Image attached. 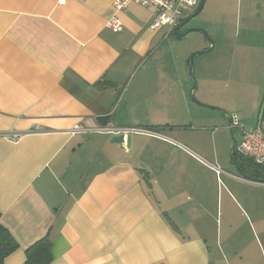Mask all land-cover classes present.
Segmentation results:
<instances>
[{
  "label": "crops",
  "instance_id": "0c3cea01",
  "mask_svg": "<svg viewBox=\"0 0 264 264\" xmlns=\"http://www.w3.org/2000/svg\"><path fill=\"white\" fill-rule=\"evenodd\" d=\"M233 1L236 12L214 9L218 21L206 28L214 53L195 70V97L236 112L247 131L264 129L262 90L248 70L234 76L232 49L247 66L264 0ZM112 2L0 0V134H24L0 138V222L19 244L4 264H25L46 236L52 264H256L257 252L264 263L236 208L246 227L261 221L220 193L204 164L216 157L206 125H195L188 53L168 28L151 30L154 10L136 4L119 14L121 32L107 29ZM209 47L204 39L190 52ZM116 129L131 133L129 150L111 143ZM227 174L244 204L241 187L264 189Z\"/></svg>",
  "mask_w": 264,
  "mask_h": 264
},
{
  "label": "rangeland",
  "instance_id": "374dc122",
  "mask_svg": "<svg viewBox=\"0 0 264 264\" xmlns=\"http://www.w3.org/2000/svg\"><path fill=\"white\" fill-rule=\"evenodd\" d=\"M198 2H200V0H198ZM235 2L236 1H233V0L228 1V2L226 0H216L212 3V1L209 0V3L207 4V1H206L205 8L202 11V13L196 18L192 19L184 28H182L181 32L187 31L188 29H202L204 30L205 33H207V35L204 32H192L188 34L186 37L182 38L181 40H176L172 37V41L177 42L180 49H183L186 54L188 53L189 58L192 54L199 52V51H195V52H190V51L193 47L199 46L202 40L205 39L208 41L210 38L215 45V39H213L206 30L208 26H212L214 22L218 21V18L214 12V9L216 10L227 9L229 11L232 9H235L234 10V13H235L236 12ZM257 21L262 25H257L255 29H260V31L253 33L249 38V40L255 44V48L251 50L250 52V57H248L247 62H246L247 66H243L242 68H241L242 65L238 66L239 60L241 61L238 55V52H237L238 44L234 43L232 46L233 52L236 54L233 74L235 77L240 79L243 70L245 69L248 70V74L250 75V80L253 81V83L262 90V93H261V104H262L264 102V19L259 20L257 18ZM235 41H237V39H235ZM210 47H211V44H210ZM213 53L214 51L212 50L209 53L196 57L197 60L195 59L196 61H194V72L195 70L200 72V60L201 59L206 60L207 58H210V56ZM195 78H197L196 74H195ZM197 101L198 103H201L199 102V100ZM207 105H210V104H207ZM198 106L199 108L197 109V111L198 110L199 111L196 117V119L198 118V121L195 122L194 120L195 125L201 129H202L203 124L204 126L206 125L207 127L206 131L208 132H207V136H205L206 140L204 141V144L205 143L207 144V150L215 154V157H216L212 159L210 163H205L204 160L202 161L208 168H211L216 172L217 178L219 180L218 182H219L220 193L224 192L225 194L226 190H229L237 198V200L240 201L241 206L242 205H246L247 207L250 206L254 210L251 213L256 219H251V220H256L258 222L257 219H259L261 221L260 223L261 227L257 225L246 227V222L243 225L241 218L243 217L244 212L243 211L241 212L237 208H236V217L239 220L240 226L242 225L241 231L246 230L245 237L247 238L248 235L252 236V241L256 242V244L260 243L259 246L261 249V253H263L262 251L264 250V189H260V190L257 189V191H254V190L248 189V187H241V189H244L247 192L245 195V200H244L245 204L241 201V198L238 192L233 186V182L236 180L231 179L227 173H232L235 176L242 178V179L247 178V176L246 175L244 177L240 176V174L238 173L236 167L234 166L231 160L230 152H231V148L233 145V140H232L231 134L229 133L228 129H226L225 117L223 116V114L217 111L208 110L205 108L202 109L200 105ZM211 106H214V105H211ZM214 107L220 108L219 106H214ZM261 108H263L262 105H260V109H259L260 111H261ZM221 109L224 110L223 108ZM224 111L230 117L234 115H238L234 111H230V110H227V111L224 110ZM246 128L250 130L249 125ZM252 131H248V132H252ZM212 136L213 138H211ZM234 137L237 143L239 144L242 140V134L238 130H234ZM195 150L198 152V149L195 148ZM197 169H198V175L201 176V179L203 182H207V183L210 182L212 183V187L213 185L218 187V183L215 181V175H213L210 178L209 177L207 178V176H205L204 173L201 171L202 168L198 166ZM226 198L229 201L228 206H234L232 199L229 196ZM244 208L246 207L244 206ZM245 211H246L245 214L249 213L248 209ZM229 237H232V235H230ZM229 239L231 240V238ZM235 242H236V239L231 240L230 245L233 246ZM247 245L248 244L246 243L243 244V241H241L238 244L239 250H242ZM253 248H258V247H253ZM261 257L262 255L259 252H257L255 256L256 264H264V263H260L259 261H256V260H260Z\"/></svg>",
  "mask_w": 264,
  "mask_h": 264
},
{
  "label": "built area",
  "instance_id": "2783aa9c",
  "mask_svg": "<svg viewBox=\"0 0 264 264\" xmlns=\"http://www.w3.org/2000/svg\"><path fill=\"white\" fill-rule=\"evenodd\" d=\"M113 14L108 18L106 22V28L118 33L123 29V24L119 18V14L127 10V8L136 4L144 8L154 10L155 18L150 29L157 31L161 28H168L170 36L173 33L175 27H177L185 15V12H192L196 9L199 2L198 0H113ZM232 125L235 130H238L242 134V140L236 148L238 156L244 159L251 160L257 165L264 166V129L263 127H257L254 131L248 132L245 130L243 123L240 121L237 115L231 117ZM80 128L77 127L76 131ZM39 131L38 129L33 132ZM115 131H121L116 129ZM130 132H139L147 136L162 135L152 130H125ZM24 137L21 133H2L0 138L11 141L19 142ZM217 170V169H216ZM241 179V178H238ZM258 183V182H257ZM264 185V183H258Z\"/></svg>",
  "mask_w": 264,
  "mask_h": 264
},
{
  "label": "trees",
  "instance_id": "16d2710c",
  "mask_svg": "<svg viewBox=\"0 0 264 264\" xmlns=\"http://www.w3.org/2000/svg\"><path fill=\"white\" fill-rule=\"evenodd\" d=\"M185 20H183L182 22H184ZM234 158L237 163H238L237 158L242 160L238 164L240 170L245 172L247 176L246 179L258 183H264V166L257 165L253 163L251 160L239 157L236 151L234 153ZM0 220H1V213H0ZM51 247H52V243L49 236H46L45 238L36 242L34 245H32L26 250L25 264H52L53 257L51 253ZM18 249H19L18 242L13 238L10 232L0 222V264H4L5 260L14 252H16Z\"/></svg>",
  "mask_w": 264,
  "mask_h": 264
},
{
  "label": "water",
  "instance_id": "95a60500",
  "mask_svg": "<svg viewBox=\"0 0 264 264\" xmlns=\"http://www.w3.org/2000/svg\"><path fill=\"white\" fill-rule=\"evenodd\" d=\"M206 1L207 0H200V2L198 4L197 9L195 10L194 14L189 19H187L184 22H182L180 25H178L173 30V37L176 40H181L182 38L186 37L188 34H190L192 32H204V30H202V29H188L185 32H181V30L192 19L196 18L197 16H199L202 13V11L205 8ZM205 34L207 35V33H205ZM208 41L211 44V47L208 50L196 52V53L192 54L190 56V58L187 60V66L189 68L190 78H191V80L193 82V86H192L191 91H190V100L192 102L200 105L201 107H203L205 109L214 110V111H217V112L223 114V116L225 117L226 125H227L226 128L228 129L229 133L231 134V137H232V140H233V145H232L231 152H230L231 160H232L234 166L236 167L238 173L240 174V176L244 177L245 174L239 169V167H238V165H237V163L235 161V158H234V153L236 151L238 143H237V141L235 140V137H234V132H233L234 128H233V125H232L231 117L228 116V114H226V112L224 110H222L221 108L214 107V106L207 105V104H203V103H198L197 99L195 98V91L197 89L198 84H197V81H196V78H195L194 61H195L196 57H198L200 55H204L206 53H209L210 51H212L214 49L215 45H214L213 41L210 38H209ZM263 116H264V108L262 110L261 118H263ZM260 127H262V126L260 125ZM111 143L119 145V146H121V148H124L126 150H129L131 148V133H125V132L122 133L121 131H115V132H113V137L111 139Z\"/></svg>",
  "mask_w": 264,
  "mask_h": 264
},
{
  "label": "flooded vegetation",
  "instance_id": "af4514ba",
  "mask_svg": "<svg viewBox=\"0 0 264 264\" xmlns=\"http://www.w3.org/2000/svg\"><path fill=\"white\" fill-rule=\"evenodd\" d=\"M181 23H182V22H181ZM181 23H180V24H181ZM180 24H179V25H180ZM175 28H176V27H175ZM226 126H227V125H226ZM234 130H235V129H233V132H234ZM239 157H240V156H239ZM237 159H238V163H240V161H242V160L239 159V158H237ZM236 163H237V162H236ZM238 163H237V165H238V167H239V164H238ZM239 169H240V168H239Z\"/></svg>",
  "mask_w": 264,
  "mask_h": 264
}]
</instances>
